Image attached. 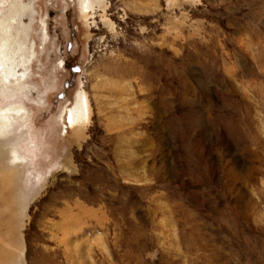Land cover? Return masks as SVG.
I'll use <instances>...</instances> for the list:
<instances>
[{"label":"rangeland","instance_id":"1","mask_svg":"<svg viewBox=\"0 0 264 264\" xmlns=\"http://www.w3.org/2000/svg\"><path fill=\"white\" fill-rule=\"evenodd\" d=\"M91 2L20 0L0 264H264V0Z\"/></svg>","mask_w":264,"mask_h":264},{"label":"bare ground","instance_id":"2","mask_svg":"<svg viewBox=\"0 0 264 264\" xmlns=\"http://www.w3.org/2000/svg\"><path fill=\"white\" fill-rule=\"evenodd\" d=\"M80 5L79 14L86 19L94 2L91 0H78ZM3 3V2H2ZM4 5V4H3ZM20 0H10L8 6L0 8V95L4 98L14 95L15 90H21L26 81L27 63L31 57V50L27 52L25 43L21 40L23 28H18L21 18L19 10ZM21 29V30H20ZM31 49V48H30ZM30 63V62H29ZM28 63V64H29ZM22 87V88H20ZM15 88V89H14ZM79 87L75 93V104L69 107L70 114L67 115L66 123L79 125L87 119V99ZM8 92V93H7ZM5 99V98H4ZM21 103H9L0 107V140L8 138L13 130L23 127L28 116ZM66 117V115H65ZM64 117V119H65ZM9 158L18 162V155L13 146L9 148Z\"/></svg>","mask_w":264,"mask_h":264},{"label":"flooded vegetation","instance_id":"3","mask_svg":"<svg viewBox=\"0 0 264 264\" xmlns=\"http://www.w3.org/2000/svg\"><path fill=\"white\" fill-rule=\"evenodd\" d=\"M64 121L66 122V118L64 119Z\"/></svg>","mask_w":264,"mask_h":264}]
</instances>
